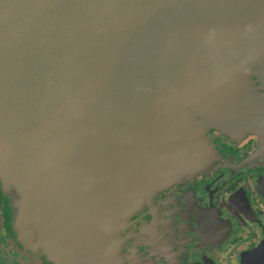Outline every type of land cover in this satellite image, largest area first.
Segmentation results:
<instances>
[{"label": "water", "instance_id": "water-1", "mask_svg": "<svg viewBox=\"0 0 264 264\" xmlns=\"http://www.w3.org/2000/svg\"><path fill=\"white\" fill-rule=\"evenodd\" d=\"M252 78L264 79V0H0L13 233L112 264L153 194L209 167L207 130L263 124Z\"/></svg>", "mask_w": 264, "mask_h": 264}, {"label": "flooded vegetation", "instance_id": "flooded-vegetation-1", "mask_svg": "<svg viewBox=\"0 0 264 264\" xmlns=\"http://www.w3.org/2000/svg\"><path fill=\"white\" fill-rule=\"evenodd\" d=\"M230 130L205 132L207 171L154 193L112 264H264V121ZM61 254L20 241L0 196V264H73Z\"/></svg>", "mask_w": 264, "mask_h": 264}, {"label": "rangeland", "instance_id": "rangeland-1", "mask_svg": "<svg viewBox=\"0 0 264 264\" xmlns=\"http://www.w3.org/2000/svg\"><path fill=\"white\" fill-rule=\"evenodd\" d=\"M252 79L255 81V85L258 87L260 93H261V91H263L262 93H264V79H263V80H262V78H260L259 80H257L256 78H252ZM209 166H210V165H209ZM208 168H209V167H208ZM208 168H207V169H208ZM207 169H206L204 172H206ZM187 178H189V177H187ZM185 180H186L185 177H183L179 182L174 183V184L182 183V182H184ZM174 184H173V185H174ZM170 186H171V185H170ZM0 196H1V190H0ZM59 218H61L62 220L64 219L63 217H56V218H55L56 221H58Z\"/></svg>", "mask_w": 264, "mask_h": 264}]
</instances>
